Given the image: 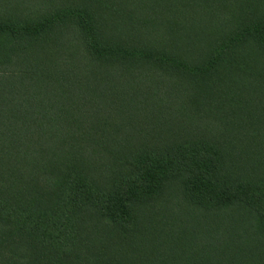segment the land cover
Returning <instances> with one entry per match:
<instances>
[{
    "label": "trees",
    "instance_id": "obj_1",
    "mask_svg": "<svg viewBox=\"0 0 264 264\" xmlns=\"http://www.w3.org/2000/svg\"><path fill=\"white\" fill-rule=\"evenodd\" d=\"M214 239L264 259V0H0V264Z\"/></svg>",
    "mask_w": 264,
    "mask_h": 264
},
{
    "label": "rangeland",
    "instance_id": "obj_2",
    "mask_svg": "<svg viewBox=\"0 0 264 264\" xmlns=\"http://www.w3.org/2000/svg\"><path fill=\"white\" fill-rule=\"evenodd\" d=\"M125 99H122L124 101ZM132 102V105H135L136 99H129ZM86 102V100L84 101ZM224 242L221 240L216 241L214 240H207V241H196L191 243L188 241L185 245L184 249H181L179 245H176L175 249L171 251L170 261L173 264H213L212 261L207 260L204 258L205 255L208 253L213 254L215 257V263L219 260H222L221 257H224V253L222 251ZM240 246H244V244H240ZM242 252L245 254L246 250L241 249ZM261 250H256L252 252L251 255L243 256L242 253L238 254L236 257H232L233 261L237 264H264V259L262 258L259 253ZM248 254V253H247ZM218 257V258H217ZM228 259L226 258V261Z\"/></svg>",
    "mask_w": 264,
    "mask_h": 264
}]
</instances>
